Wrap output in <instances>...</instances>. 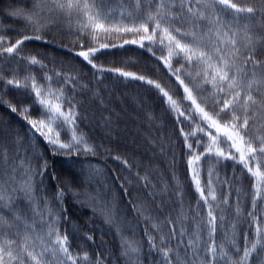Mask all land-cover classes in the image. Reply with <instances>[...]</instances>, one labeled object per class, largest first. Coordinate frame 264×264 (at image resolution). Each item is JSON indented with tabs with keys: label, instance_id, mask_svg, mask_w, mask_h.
Segmentation results:
<instances>
[{
	"label": "snow or ice",
	"instance_id": "obj_1",
	"mask_svg": "<svg viewBox=\"0 0 264 264\" xmlns=\"http://www.w3.org/2000/svg\"><path fill=\"white\" fill-rule=\"evenodd\" d=\"M0 17V105L31 133L0 130V264H114L91 247L93 235L68 220L63 200L71 188L58 184L51 200L37 196L48 165L29 154L36 134L53 155L100 153L81 128L78 97L91 93L108 111L102 93L111 91L109 76L155 93L180 140L193 191L186 205L174 172L170 182L156 179L103 149L129 174L114 176L121 194L144 190L128 203L149 225L147 256L159 258L149 264H264V0H10ZM30 42L59 46L79 66L26 51ZM131 54L152 63L141 66ZM160 71L167 80L153 75ZM12 92L21 94L15 102L7 98ZM146 119L156 118L148 112ZM224 165L231 178H221ZM100 171L88 162L81 174L90 179ZM72 194L94 202V214L116 227L126 264H143V245L120 233L114 202Z\"/></svg>",
	"mask_w": 264,
	"mask_h": 264
},
{
	"label": "trees",
	"instance_id": "obj_2",
	"mask_svg": "<svg viewBox=\"0 0 264 264\" xmlns=\"http://www.w3.org/2000/svg\"><path fill=\"white\" fill-rule=\"evenodd\" d=\"M9 2L10 0H0V9L6 7ZM3 19V17H0V20ZM5 22L13 28L20 26L11 20ZM53 34L57 36L58 40H63L70 46V37L65 32L57 29L53 30ZM26 51L40 52L48 58L69 61L79 66L78 61L59 46L45 48L40 42H30ZM131 55H133L134 59H140L141 66L145 62L152 63L147 61L146 58H140L138 54ZM84 72L90 76L87 69H84ZM153 75L163 80L168 79L163 71L153 73ZM114 81L115 77L109 76L106 83L111 91L110 93L108 91L102 93L108 111H105L99 102L91 97V93H85L78 97L83 103L82 112L86 116V119L81 124L82 130L90 140L101 144L103 149H111L113 155L119 153L127 158L130 163L139 165V170L142 174L145 169H148L156 179L162 177L170 182L174 172L186 194V205L188 202L194 203L193 191L189 187V180L186 176L185 156L182 153L180 140L174 131L170 116L160 106L158 99L155 98V93L147 92L144 87H141L136 82L116 81L114 83ZM169 86L174 90L176 89V85L170 81ZM20 96V93L12 92L7 98L15 102ZM148 112H151L156 118L154 121L149 122L146 119V113ZM103 117H109L111 125H105ZM0 124L4 128L6 127L4 124H6L8 128L19 132L21 136H31L26 122L18 114L11 113L4 105H0ZM162 141L164 142L163 152L160 149ZM34 143L35 147L29 149V154L33 157V163L35 164L42 156L48 165L43 184L37 183V196L47 197L51 200L58 184L61 188H65V185L71 188L72 191H68L65 188L63 207L66 209V214L71 224L95 237V244L91 246L92 248L102 255L108 256L114 261V264H126V258L120 256L121 241L116 227L105 223L99 212L94 214V202H86L83 196L79 198L73 196V191L80 193L86 191L96 197L97 201L114 202L120 233L138 240L143 245L141 256L143 264H149L150 260L159 259L155 255L152 257L147 256L148 245L144 229L149 227V225L137 217L128 203L129 200L143 197L144 190L140 187H133L129 188L130 195L123 196L121 194L117 183L114 181V176H127L129 174L118 162L113 161L111 156L107 154L106 156L101 155L100 153L96 156L81 155L78 158L66 157L60 154L53 155L51 149L46 147L45 142L38 134L34 138ZM110 161L114 163V166L110 165ZM88 162L98 166L101 170L100 174L90 179H82V165ZM133 170L135 171L136 169L134 168ZM59 171H65L64 174L69 173L66 183L62 182V179L58 180ZM232 171L231 166H222L220 168L221 178L225 176L231 178ZM74 173L81 175L80 182L76 181ZM53 176L55 179H52ZM39 179L37 177V181ZM247 183V180H244L241 186L246 188ZM173 207L176 206L173 205ZM165 214H169L167 210ZM171 214L175 215V212ZM64 227H68V225ZM220 239L221 235L218 232L217 241L219 242Z\"/></svg>",
	"mask_w": 264,
	"mask_h": 264
},
{
	"label": "rangeland",
	"instance_id": "obj_3",
	"mask_svg": "<svg viewBox=\"0 0 264 264\" xmlns=\"http://www.w3.org/2000/svg\"><path fill=\"white\" fill-rule=\"evenodd\" d=\"M130 116H132V115H130ZM4 125L7 127L6 124H4ZM1 126H2V125L0 124V130H2V129L4 128V126H3V127H1ZM89 140H90V139H89ZM90 142H92V143H94V144H96V145H100V146H102L101 144H99V143H97V142H95V141H93V140H90ZM101 150H102V151L100 152V154L106 156V153L103 152V147L101 148ZM110 163H111L110 165L114 166V163H113V162L110 161ZM84 164H85V163H84ZM69 171H70V170H69ZM64 172H65V171H63V172H62V171H59V174L57 173V174H58L57 177H58V180H61V179H62L61 181L66 183V179L69 177V173L67 172V173L64 174ZM70 172H71V171H70ZM72 173H73V172H72ZM74 174H75V173H74ZM75 175H76V178H75L76 181H79V182H80V180H81V179H80V178H81V175H80V174H75ZM78 178H79V179H78ZM87 178H88V177H87L86 174L82 175V179H87Z\"/></svg>",
	"mask_w": 264,
	"mask_h": 264
}]
</instances>
